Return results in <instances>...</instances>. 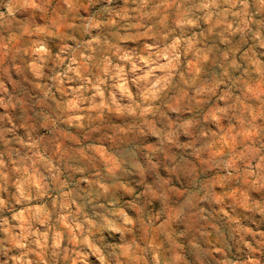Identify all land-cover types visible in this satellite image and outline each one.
Listing matches in <instances>:
<instances>
[{
    "label": "rangeland",
    "instance_id": "374dc122",
    "mask_svg": "<svg viewBox=\"0 0 264 264\" xmlns=\"http://www.w3.org/2000/svg\"><path fill=\"white\" fill-rule=\"evenodd\" d=\"M181 3L182 0H170L167 12L154 17L151 23L157 25L156 30L161 35L168 34L160 20L164 19L167 27L172 28L179 15L177 6ZM78 4L77 13L67 16L58 24L55 35L48 38L53 59L43 69V78L34 77L29 69L31 41L36 38L32 26L25 24L30 13L18 12L14 26L0 30V158L8 165L5 171L9 184L8 192L3 194L9 208L0 212V216L18 225L19 221L11 219L15 212L39 207L42 203L51 210L55 189L31 203L18 205L15 202L14 185L21 174L31 175L37 181L43 175L56 183H69L74 187V196L81 207L70 205V211L79 212L78 222L83 221L85 216L93 214V204L89 203L86 191L75 187L80 184V175H74L72 169L86 166L89 179L100 175L116 164L112 149H120L123 154V146L131 142L136 153L137 166L130 169L135 182L122 178L115 193L123 194L119 204L137 221L128 237V243L136 249L135 264H264V216L260 212L264 210V187L257 184L254 177L264 168L261 163L264 156V77L251 73L245 56L253 51L264 52L259 49L260 41L252 33L233 36L217 29L210 34L205 30L208 25L202 21L201 29L195 30L194 51L181 55L179 71L190 84L178 81L170 99L181 109L183 120L209 113L216 115L217 108L227 107L230 111L227 117L219 116L218 122L200 134L205 138L211 134L212 139L201 143L194 133L178 138L181 148L162 149L159 137L153 136V132L171 130L177 123L176 113H162L164 123L149 116L147 143L134 142L137 136L145 135L143 127L131 118L114 113L101 114L91 127L87 122L81 128L64 123L66 117H61L59 104L71 99V90L82 82L65 80L64 91H61L52 86V78L67 67L73 55L78 63L93 55L85 45L94 36L107 37L109 43L118 44L125 51L135 50L139 55L147 54L145 44L156 43L146 36L135 41H117L111 35L117 31L125 34V22L120 19L125 11L122 0H115L112 5L107 0H78ZM66 7L62 0H49L44 14L35 15L36 10L31 14L39 26L63 16L62 8ZM249 11L252 12L251 7ZM259 15L253 13V19ZM113 20L114 25L109 23ZM96 21H103L104 27H90ZM131 22L143 24L139 19ZM252 28L255 32L256 26ZM145 30L141 26L133 29L132 34ZM261 30L264 31V26ZM200 31H204L203 36H199ZM192 35L188 32L185 39H191ZM177 38L179 34H170L167 42L171 44ZM95 55L97 60L102 58L99 51ZM205 55L207 59L203 58ZM233 58L241 65L239 70L228 67ZM260 59L264 61V56ZM245 67L249 68V73L244 71ZM89 72L98 74L91 66ZM197 87L202 89L199 96L194 91ZM49 88L54 99L46 95ZM130 90L135 95L138 89L133 86ZM117 99L119 101L120 97ZM169 143H172L171 138ZM40 156L54 163V176H49L47 168L38 161ZM20 168L23 173L18 171ZM178 176L185 182H177ZM205 196L213 202L211 206L202 199ZM99 203L104 205L107 201L102 198ZM181 208L193 210L186 216L178 215ZM199 209L211 212L208 223L200 222ZM37 226L44 230L43 225ZM59 230L63 251L56 256L51 250L42 256L30 252L28 258L34 264H83L77 255L90 250L75 243L79 236H72L74 229L71 227L60 225ZM13 232L19 233V228L14 227ZM0 240H5L4 248L8 249L7 254L0 252V264H15L11 257L20 256L22 250L7 242L3 232H0ZM97 243L106 246L124 242L117 235L107 240L97 237ZM121 261L127 264L126 258L121 257ZM89 264L99 262L95 256H90Z\"/></svg>",
    "mask_w": 264,
    "mask_h": 264
},
{
    "label": "clouds",
    "instance_id": "9594fccd",
    "mask_svg": "<svg viewBox=\"0 0 264 264\" xmlns=\"http://www.w3.org/2000/svg\"><path fill=\"white\" fill-rule=\"evenodd\" d=\"M114 2L115 0H107L109 5ZM122 3L125 11L120 19L125 22V34L120 35L118 31L112 33L115 40L135 41L141 36H146L156 40V43L145 44L147 54L139 55L135 50L125 51L118 44L109 43L107 37L94 36L85 45L94 54L84 57L83 63H78L76 56L73 55L67 67L52 78V86L59 87L61 91H64L65 80L82 82L79 87L71 90V99L59 104L61 117H66L64 123L81 128L87 122L91 127L101 114L113 115L114 113L116 116L131 118L143 127L145 135L137 136L134 142L147 143L150 139L146 134L149 116L153 120L164 123L162 113L169 112L177 114L175 126L171 130L156 129L153 132V136L159 137L162 149L173 146L181 148L182 146L177 143L178 138L189 137L194 133L201 143L212 139L211 134L207 138L200 134L213 123L218 122L219 116L227 117L230 109L217 108L216 115L209 113L207 116L182 119L181 109L173 105L170 99L178 81L190 84L189 81L184 80L183 74L179 71L181 55L194 51V42L197 40L195 30L201 29L202 21L208 25L205 30L210 34L217 29H222L223 32L233 36L252 33L254 38L260 41L259 49H264V31L261 30V26H264V0H182V3L177 6L179 15L172 28L167 27L164 19L160 20L168 35L179 34V38L174 39L171 44L167 42L168 35H161L156 30L157 25L151 23L158 13L167 12L171 6L170 0H158V2L157 0H122ZM62 5H67L66 8H62L63 16L37 26L35 16L31 13L36 10L35 15L44 14L49 7V0H0V9H2L0 10V30L13 27L18 12L30 13L25 24L32 26V34L36 38L31 41L32 64L29 65V69L36 78L44 77L43 69L53 59L48 48V38L55 35L59 23L67 16L75 15L79 8L78 0H62ZM129 5L135 7L130 9ZM250 7L252 12L249 11ZM253 13H260V15L257 19H253ZM133 19H139L143 24L132 23ZM109 23L114 25L116 22L113 20ZM253 25L256 26L255 32H253ZM141 26L146 30L133 35L132 30L139 29ZM69 27L74 26L69 25ZM90 27L102 29L104 23L96 21ZM188 32L193 33L191 39H185ZM203 35L204 31H200L199 36ZM98 51L102 54L99 60L95 55ZM196 51L199 52V50ZM113 52L115 55H112ZM245 56L251 73L264 77V70H262L264 61L260 59L264 56V52L253 51L250 55L245 53ZM203 58L207 59V56ZM225 59H228L227 54ZM90 66L98 70V74L93 75L89 72ZM228 67L239 70L241 65L233 58ZM244 71L249 73V68L245 67ZM158 72L161 75H157ZM89 76L93 78L89 79ZM133 86L138 89L135 95L130 90ZM194 91L199 96L202 89L197 87ZM46 95L54 99L50 88ZM117 97H120L119 101ZM8 103H12L11 99ZM141 121L143 124L140 123ZM169 138L172 143H169ZM32 147L35 148V145ZM208 147H211V144ZM122 152L123 154L120 149L114 147L111 154L116 160L115 166L108 167L107 171L91 179L87 175L89 169L86 166H77L72 169L74 175H80V184L75 187L86 191L89 203L93 204V214L85 216L80 222H78L80 213L70 211V205L75 204L77 208L81 205L77 204L74 187L69 183L59 184L43 175L38 181L31 175L25 174H21L16 179L15 202L18 205L42 199L53 189L56 194L52 200L51 210L47 204L42 203L39 207L25 208L23 212H15L11 219L19 221L18 225H12L9 218L0 216V232L4 233L7 242L22 250L20 256L11 257L15 264H34V261L28 258L30 252L42 256L51 250L52 255H59L63 251L60 225L74 229L72 236H79L75 243L82 249L90 250V252L78 253L77 259L83 264H89L90 256H95L99 264H122L121 257L126 258L127 264H135L136 249L134 245L128 243V237L133 233L137 221L123 210V206L119 204L123 194H116L115 189L122 178L135 182L134 174L130 169L137 166L136 153L131 148V142L123 146ZM38 161L47 168L49 176L55 175V165L51 160L40 156ZM261 163L264 164V156L261 157ZM7 168L8 165L0 158V212L9 208V202L3 195L9 189L5 171ZM18 171L23 173L22 168ZM231 174L229 172V175ZM254 177L257 184L264 187V168L258 170ZM175 179L177 182H185L183 177L178 176ZM84 185H87V188H84ZM102 198L107 201L104 205L99 203ZM202 199L209 206L213 203L207 196ZM192 210V208L187 210L181 208L178 215L186 216ZM260 212L264 216V210ZM210 215L211 212L206 209L197 211L201 223H208ZM85 224L87 227L84 226ZM37 225H43L44 230L41 231ZM14 227L19 228V233L14 234ZM117 235L124 242L123 244L98 246L97 237L100 240H107ZM4 243L5 240H0V252L7 254L8 249L4 248Z\"/></svg>",
    "mask_w": 264,
    "mask_h": 264
}]
</instances>
